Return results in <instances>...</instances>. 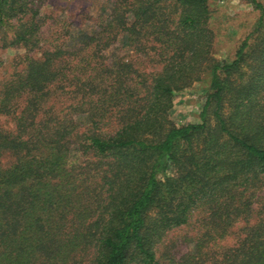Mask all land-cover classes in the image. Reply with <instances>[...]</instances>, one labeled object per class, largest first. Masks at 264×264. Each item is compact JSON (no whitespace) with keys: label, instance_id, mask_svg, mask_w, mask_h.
Masks as SVG:
<instances>
[{"label":"trees","instance_id":"trees-1","mask_svg":"<svg viewBox=\"0 0 264 264\" xmlns=\"http://www.w3.org/2000/svg\"><path fill=\"white\" fill-rule=\"evenodd\" d=\"M39 1L0 0L3 46L45 44L0 79V264H160L194 213L185 262L264 264V0H247L257 18L231 60L211 54L208 0H107L91 32L56 18L52 37ZM119 34L139 57L111 65ZM203 75L200 122L176 125V92Z\"/></svg>","mask_w":264,"mask_h":264},{"label":"rangeland","instance_id":"rangeland-1","mask_svg":"<svg viewBox=\"0 0 264 264\" xmlns=\"http://www.w3.org/2000/svg\"><path fill=\"white\" fill-rule=\"evenodd\" d=\"M41 1V2H40ZM40 14L37 16L41 23L42 35L52 37L55 30H60L59 25L53 19H70L74 21V32H91L97 22H102L109 11L107 0H40ZM211 12L210 27L214 30L215 39L213 43L212 56L217 60H231L239 42L251 30L256 18L257 11L253 10L247 0H208ZM39 16L41 19H39ZM29 15H25L27 19ZM16 25L18 21L12 20ZM3 38L0 35V79L8 76L14 69H20L22 62L20 55L24 53L38 56L45 48L41 41L40 47L33 51L25 50L23 47L3 46ZM106 55L110 64L114 65L117 60L125 58L139 57L124 41L122 34H119L115 42L106 49ZM146 71L158 70V65L150 62L144 63ZM208 85L207 75H203L200 81L194 82L190 86L176 92L173 99L171 119L176 125L185 123H199L200 111L205 99V89ZM79 123L85 124V115L75 116ZM1 123L6 127H11L10 117H2ZM82 132V129L79 130ZM200 216L194 213L190 222L169 230L163 239L155 246L156 256L160 264H211L207 262V255L202 258L185 260L193 256V246L189 244V239L199 233ZM256 217L240 219L229 233L218 240L214 245L231 247L236 241L244 236L245 228L255 222ZM209 248H206V252ZM205 259L203 262L200 260Z\"/></svg>","mask_w":264,"mask_h":264}]
</instances>
